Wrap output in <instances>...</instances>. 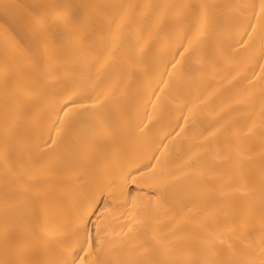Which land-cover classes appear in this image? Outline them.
Wrapping results in <instances>:
<instances>
[{
  "label": "snow or ice",
  "instance_id": "snow-or-ice-1",
  "mask_svg": "<svg viewBox=\"0 0 264 264\" xmlns=\"http://www.w3.org/2000/svg\"><path fill=\"white\" fill-rule=\"evenodd\" d=\"M35 7L0 34V264H264V0Z\"/></svg>",
  "mask_w": 264,
  "mask_h": 264
},
{
  "label": "bare ground",
  "instance_id": "bare-ground-1",
  "mask_svg": "<svg viewBox=\"0 0 264 264\" xmlns=\"http://www.w3.org/2000/svg\"><path fill=\"white\" fill-rule=\"evenodd\" d=\"M10 2L20 5L21 7L18 9L19 19L18 21L8 20L5 21L2 14H0V34H2V30L5 26L11 28H17V25H26L27 20L29 19L30 13L41 14L45 10L36 8L37 5L44 4H52V3H69V4H81V3H117L123 2V0H10ZM130 3H172V4H180V3H195L199 2V0H127ZM216 2H229V0H216ZM21 36H23V31L21 30ZM167 143V141H165ZM3 174V160L0 157V176ZM53 182H59L62 177H53ZM135 191V186H133V193ZM3 194V186L0 183V197Z\"/></svg>",
  "mask_w": 264,
  "mask_h": 264
}]
</instances>
